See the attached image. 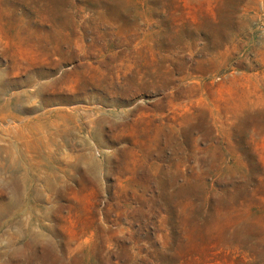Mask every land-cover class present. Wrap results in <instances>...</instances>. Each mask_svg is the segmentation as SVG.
Returning <instances> with one entry per match:
<instances>
[{"label": "rangeland", "instance_id": "obj_1", "mask_svg": "<svg viewBox=\"0 0 264 264\" xmlns=\"http://www.w3.org/2000/svg\"><path fill=\"white\" fill-rule=\"evenodd\" d=\"M0 264H264V0H0Z\"/></svg>", "mask_w": 264, "mask_h": 264}]
</instances>
